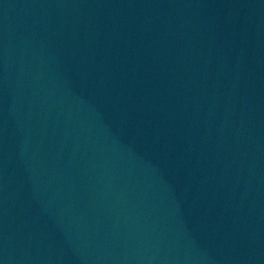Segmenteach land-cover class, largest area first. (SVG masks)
Here are the masks:
<instances>
[{"label": "water", "instance_id": "obj_1", "mask_svg": "<svg viewBox=\"0 0 264 264\" xmlns=\"http://www.w3.org/2000/svg\"><path fill=\"white\" fill-rule=\"evenodd\" d=\"M0 264H264V0H0Z\"/></svg>", "mask_w": 264, "mask_h": 264}]
</instances>
